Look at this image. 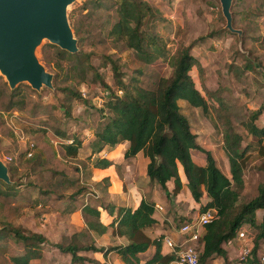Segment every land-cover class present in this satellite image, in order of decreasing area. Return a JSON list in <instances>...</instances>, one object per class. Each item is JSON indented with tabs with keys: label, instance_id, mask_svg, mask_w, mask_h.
<instances>
[{
	"label": "trees",
	"instance_id": "16d2710c",
	"mask_svg": "<svg viewBox=\"0 0 264 264\" xmlns=\"http://www.w3.org/2000/svg\"><path fill=\"white\" fill-rule=\"evenodd\" d=\"M251 2L260 9L264 0H231V27L235 30L223 25L196 40L220 33L229 36L227 47L217 50V56L222 58L215 61L218 67L232 72L234 80L241 85L247 83L245 70L255 71L256 67L264 66L263 52L252 44L257 38L262 39L257 29L259 20L264 23V14L254 12ZM158 13L159 9L147 0H84L70 19L77 50L69 52L49 41L40 45L42 61L55 70L50 72V87L62 95L58 106L63 108L64 119L54 114L53 104L38 99L37 89L24 82L10 88L0 74V134L10 132L2 113L17 111L32 125L31 141L37 148L31 157L21 159L26 148L19 149L15 142L1 146L10 159L5 164L8 181L0 179V264H29L41 256V243L46 241L44 236L13 222L23 206H29L38 216L48 211L46 205L53 200L54 209L68 213L75 208L76 194L85 188L79 184L76 173L86 166L89 157H77L81 139L75 134L69 136L65 128L71 101L88 102L77 88L80 83L99 85L108 93L103 104L88 115L91 133L98 144L112 146L126 140L123 157L141 151L146 157V176L157 182L166 195L170 191L175 194L181 188L180 165L199 211L215 210L214 218L203 226L198 264H206L214 255H223L222 244L232 240L243 224L254 229L244 264H259L257 248L264 242V174L256 184L255 193L247 200L241 199L245 148H240L242 134L229 120V103L219 85L214 89L195 85L189 72L197 65L190 51L194 43L179 41L170 50L159 34L147 30L146 23ZM217 16L225 24L221 10ZM124 51L128 53L130 65L119 57L118 53ZM92 58L97 62L93 63ZM155 62L164 66L158 69ZM105 66L110 68L115 87L106 82L99 71ZM59 70L61 76L57 74ZM178 99L204 112L208 106L213 110L221 125L222 147L230 177L217 167L209 150L196 142ZM263 104L249 109L241 122L246 133L254 137L260 152L264 151L261 143L264 123L257 125L255 120ZM47 136L52 137L53 144ZM190 150L199 152L203 161L192 156ZM92 164L106 167L110 160L96 157ZM168 180L172 182L170 191L165 186ZM153 205V201L142 197L135 207L106 206L115 217L104 225L99 221V210L84 204L79 210L84 226L61 236L53 246L69 253L71 261H82L85 257L78 254L80 250L101 249L94 245L89 230L100 234L109 227L112 234L126 238L125 243L108 247L124 264H168L172 254L161 252L162 234L151 235L146 230L155 221ZM257 210H260L258 219ZM149 246H153V252L141 260L138 253Z\"/></svg>",
	"mask_w": 264,
	"mask_h": 264
},
{
	"label": "rangeland",
	"instance_id": "374dc122",
	"mask_svg": "<svg viewBox=\"0 0 264 264\" xmlns=\"http://www.w3.org/2000/svg\"><path fill=\"white\" fill-rule=\"evenodd\" d=\"M149 4L156 6L159 9V13L156 18L148 20L146 23V28L149 32H154L159 34L162 37V40L165 42L166 47L170 50H173L179 41H182L185 44H198L202 40H198V37L207 34L208 32L219 29L224 25V22L218 18V11L220 10V5L218 0H147ZM84 0H71L65 6V13L67 20L70 25L71 15L74 16L78 10V7L83 4ZM254 2L250 3V8L253 9L257 14H264V2L262 8L256 9ZM259 22V30L262 35V39L257 38L256 41H253L252 44L256 45L257 49L263 52L264 54V23ZM74 36V35H73ZM221 38V43L219 45L213 44L217 39ZM223 39V40H222ZM207 43L205 49L208 51L207 60L214 59L213 63H217L215 59L222 58L217 56V50L227 47L228 42L230 41L229 36H225L224 33L218 34V36L205 39ZM212 40V41H211ZM48 42L46 38H42L40 43L34 48V55L38 60L43 64L44 69L49 72H54V68L51 64L45 63L41 59L40 55V45ZM225 43V44H224ZM226 45V46H225ZM121 60L130 65V59L128 57L127 51L118 53ZM212 54V55H210ZM215 54V55H214ZM225 56V55H224ZM213 57V58H212ZM238 61V60H237ZM92 62L96 63L97 60L92 58ZM236 62V61H235ZM156 63V62H155ZM132 64V63H131ZM155 66L158 69H161L164 65L156 63ZM209 67V66H208ZM219 67V79L215 81L214 76H212V71L209 76V85L216 83L220 84L222 88V94L226 101L229 103V109L231 115L229 116L230 122H232L234 128L242 134V141L240 148H245L244 155L246 158L245 165L242 170V179L243 187L240 191V198L247 200L255 193V187L258 182L262 180L264 174V151L260 152L259 145L256 144L254 137L245 134V131L242 128L241 122L246 119L247 110L252 107H257L262 104L264 98V66L256 67L255 71H247L245 77L247 79L246 88H240L239 83L233 80V73L229 70L224 72V75H220ZM99 71L101 72L104 80L108 82L112 87L113 85L111 71L109 66L100 67ZM194 71V72H193ZM190 74L193 76L195 73L199 78H204V70L201 69L199 61L195 67H191ZM58 76H61L62 71L59 70L57 73ZM2 76V75H1ZM4 79V77L2 76ZM5 80V79H4ZM27 83L26 81H22ZM20 83V82H19ZM198 83V80H197ZM244 84V85H245ZM200 87V84H199ZM77 88L81 91L82 96H85L88 100L87 103L82 102L81 100H73L69 104L70 116L66 118V130L67 134L70 136L72 134L77 135L81 139L90 137L91 128L89 122V112L94 108H99L105 98L108 96V93L105 89L101 88L99 85H86L84 83L77 84ZM38 99L42 102H48L53 104V112L56 116L61 119H64L63 108L58 106L62 95L56 89L52 87H47L41 85L37 89ZM184 102V103H183ZM180 104L181 111L186 115L190 128L192 132L196 135L197 142L205 149L212 151L215 156L217 166L222 169L227 167V158L225 159V154L223 155L218 152V145L220 141V123L214 114L213 110L208 106L207 111H203L200 107L190 106L185 101L178 100ZM22 113L17 111L3 112L2 117L4 118L6 126L9 128L8 135L0 134V158L4 159V156H8L1 150V146L8 144L10 142H15L18 145V148H27L29 142L31 141V128L32 125L22 118ZM257 123L264 122V105L261 110V114L256 120ZM92 134V133H91ZM48 141L53 144L52 137L47 136ZM92 140L89 141V147L93 150L95 154L102 149V147L109 146L107 144H98L96 139L92 137ZM32 142V141H31ZM264 146V137L262 140ZM37 150L34 146L31 148V152ZM31 153V155H32ZM30 156L22 155L21 159L29 158ZM194 155V153H193ZM198 157V156H196ZM10 159V157H9ZM8 159V160H9ZM199 161H203L202 157H198ZM4 161L6 164L7 161ZM88 161L86 162V167ZM87 168L85 169V171ZM80 171V170H79ZM228 177L229 168L226 171ZM98 183V182H96ZM88 181L82 180L79 184L85 186L88 190H91L92 187L97 186V184ZM104 181L100 180L98 185H102ZM92 191V190H91ZM164 198V197H163ZM162 198V205L166 208V203L168 201ZM53 203V200L48 201L47 209L49 211L50 204ZM45 213V212H44ZM78 217L77 214H61L55 212L51 209L50 212L43 215L41 213L38 216L33 214V210L29 206H23L22 212L19 216L13 219V222L20 224L23 228L32 232L41 233L46 241L43 243L44 248V257L42 264H68L67 257L64 253H59L56 251L53 243L63 235H68L71 232L78 230ZM186 217L174 215L171 224L175 227L179 225L180 221H185ZM243 229L246 230V233L252 235L254 229L251 225L243 224ZM170 232H168L169 234ZM79 261H70L69 264H77Z\"/></svg>",
	"mask_w": 264,
	"mask_h": 264
},
{
	"label": "crops",
	"instance_id": "0c3cea01",
	"mask_svg": "<svg viewBox=\"0 0 264 264\" xmlns=\"http://www.w3.org/2000/svg\"><path fill=\"white\" fill-rule=\"evenodd\" d=\"M206 43H207V40H205L204 42H199L198 44L195 43L190 48L191 53L196 57L197 61H199V65L201 69L204 70V75H203L204 78H199L198 75H196L197 80H198V83H197L196 78L194 79L195 73L193 76L192 75L191 76L193 78L195 85L198 88H200L201 85H204V87H206L207 89H214L218 85L220 86V84L215 82V81H218L219 79L218 77L219 67L217 63L216 64L213 63L214 59L207 60L208 59L207 55L209 54H208V51L205 49ZM219 43H221V38L217 39L216 42H214L213 44L219 45ZM236 63H238V61ZM195 66L196 65H194L193 67ZM211 71H212V76L215 75L214 76L215 81L213 82V84L209 85V77H212V76H209ZM223 71L227 72L228 70L226 67L220 68L221 76L224 75ZM247 71H254V70H245L244 71L245 75ZM232 79L234 80V78ZM199 84H201L200 87H199ZM246 84L245 85L239 84V86L240 88L242 87L246 88V86L249 85V84L247 85ZM178 100H177V103H178ZM180 100L185 101L183 99H180ZM178 105L180 106V104ZM256 120H255V123L257 125H262L264 123L263 122L259 124L256 122ZM243 130L245 131L244 128ZM245 134H247L246 131H245ZM91 136L94 137L93 134L91 133H90V137L88 138L81 139L79 137L81 139V143L77 149L76 155L79 158L89 157V159L87 160L88 161L87 167L85 166L84 168H81L80 171L76 173V175L78 176L79 182H82V180H87L88 183L89 181H92L94 183L98 182L96 183L97 186L92 187L91 188L92 191L88 190L85 187L78 194H76L75 200H74L75 208L73 211L68 212V213L60 212L53 208V203H52L50 204L49 211L43 213V215L50 212L51 209L55 210V212L57 213H61L64 215L77 214V217H78L77 229H80L82 226H84V223L82 221L79 210L84 204H88L99 210V221L104 225H108V223H110V221H112L113 218L115 217V213L112 210H111L112 213L108 212L106 210V206L110 207V205L113 204L115 206L125 205V206L135 207L138 201L140 200V198L143 197L147 200L153 201L154 205L157 204L160 206L159 208H156L153 205L152 216L155 218V221L148 228H146V230H148L151 235H155L159 233L162 234V239L164 237H169L171 239L177 240L179 237L178 236L179 234L177 233V230L175 227L176 224H174V226L171 224V221L173 220L174 215L179 216V217L184 216L188 218L191 216H195V214L199 211L197 202L193 200L185 184V180L182 175L181 166L178 165V174L182 182L180 190L177 193L172 194L170 191L172 187V182L168 180L165 182V186L167 190L170 191V193L169 195H166L164 190L159 186L157 182L148 179V177L146 176L145 174L146 157L143 156L141 151L136 152L132 156L123 157L122 154L125 148L127 147V141L124 140L112 146L102 147V149L98 152V154H95L93 150L90 149L89 144H88L89 141L92 140ZM219 144L220 145H218V152H220L223 155L224 150L222 147L221 135H220ZM207 150H209V148ZM190 152H191V155L194 156L196 159H198V157H202L200 153L197 152L196 150H190ZM209 152L214 158V161L216 164L215 156L213 155L211 150H209ZM96 157H104L106 159H109L110 164L106 167H96L92 164L93 160H95ZM225 159H226V155H225ZM86 168L87 170L85 171ZM228 168L229 166L227 164L226 169L224 168L222 169L219 168V169L222 171V173H224L228 177V175L226 174V171L228 170ZM100 180L104 181L102 185H98ZM162 198L168 201V204L166 203V208H164V206L162 205ZM259 213H260V210H257L256 211L257 219L259 217ZM89 232L93 238L94 245L98 248L100 247L101 249L80 250L78 254L84 256L85 259L77 262V264H124L119 259L118 255L112 249H108V247L112 245L125 243L126 242L125 237L112 234L111 229L109 227H107L106 230L100 234H95L90 230ZM168 232L170 233L168 234ZM59 240H56L55 242H58ZM43 243H41V250H42L41 256L38 259H34L30 261L29 264H42V260L44 257ZM238 244H239V241L236 238H233L227 243L226 242L223 243L222 246L224 248V254L214 255L208 258L206 264H230L231 260L235 257V254L237 253V250L239 248ZM55 249L59 253H64V255L67 257V260H68L67 263L69 264V262L71 261L69 253L60 251L56 247ZM263 251H264V242H260L258 244L257 254H261L263 253ZM152 252H153V246H149L144 251L139 252L138 256L140 257L141 260H143L149 257ZM161 252L169 253V248L162 241H161Z\"/></svg>",
	"mask_w": 264,
	"mask_h": 264
},
{
	"label": "water",
	"instance_id": "95a60500",
	"mask_svg": "<svg viewBox=\"0 0 264 264\" xmlns=\"http://www.w3.org/2000/svg\"><path fill=\"white\" fill-rule=\"evenodd\" d=\"M71 0H0V74L12 88L26 81L32 88L51 86V73L34 55L42 38L69 52L77 50L65 13ZM224 26L231 27V0H218ZM0 179L8 181L0 159Z\"/></svg>",
	"mask_w": 264,
	"mask_h": 264
},
{
	"label": "built area",
	"instance_id": "2783aa9c",
	"mask_svg": "<svg viewBox=\"0 0 264 264\" xmlns=\"http://www.w3.org/2000/svg\"><path fill=\"white\" fill-rule=\"evenodd\" d=\"M32 147L33 143L30 141L25 151L26 156L31 155ZM8 159V156H4V159L1 160L4 162ZM154 207L159 208L160 206L155 204ZM214 216L215 210L213 208L198 211L195 216L186 218L185 221H180L179 225H177L176 230L179 234L177 240L169 237L162 239V242L169 248V253L172 254V258L168 264H198V251L201 247L200 236L203 226L214 218ZM234 238L239 241V248L230 264H244V260L252 245L251 235L246 233V230L241 227L238 229ZM227 242L229 241L227 240ZM257 258L259 264H264V251L261 254H257Z\"/></svg>",
	"mask_w": 264,
	"mask_h": 264
},
{
	"label": "bare ground",
	"instance_id": "6f19581e",
	"mask_svg": "<svg viewBox=\"0 0 264 264\" xmlns=\"http://www.w3.org/2000/svg\"><path fill=\"white\" fill-rule=\"evenodd\" d=\"M3 76V75H2Z\"/></svg>",
	"mask_w": 264,
	"mask_h": 264
}]
</instances>
